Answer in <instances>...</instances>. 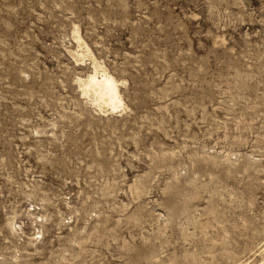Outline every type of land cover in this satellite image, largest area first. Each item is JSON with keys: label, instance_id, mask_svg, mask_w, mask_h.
Listing matches in <instances>:
<instances>
[{"label": "rangeland", "instance_id": "rangeland-1", "mask_svg": "<svg viewBox=\"0 0 264 264\" xmlns=\"http://www.w3.org/2000/svg\"><path fill=\"white\" fill-rule=\"evenodd\" d=\"M263 256L264 0H0V264Z\"/></svg>", "mask_w": 264, "mask_h": 264}, {"label": "bare ground", "instance_id": "bare-ground-1", "mask_svg": "<svg viewBox=\"0 0 264 264\" xmlns=\"http://www.w3.org/2000/svg\"><path fill=\"white\" fill-rule=\"evenodd\" d=\"M73 36L79 48H81L80 50L70 51L76 57V60L82 61L87 56L93 60L91 72L86 74L84 78H78L83 95L88 97L102 112L125 110L127 106L120 90V82L106 67L96 61L91 49L82 41L77 28L73 31ZM256 264H264V256Z\"/></svg>", "mask_w": 264, "mask_h": 264}]
</instances>
